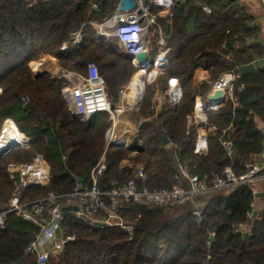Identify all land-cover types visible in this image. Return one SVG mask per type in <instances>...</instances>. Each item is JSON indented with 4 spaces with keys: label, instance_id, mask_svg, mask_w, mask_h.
<instances>
[{
    "label": "trees",
    "instance_id": "1",
    "mask_svg": "<svg viewBox=\"0 0 264 264\" xmlns=\"http://www.w3.org/2000/svg\"><path fill=\"white\" fill-rule=\"evenodd\" d=\"M212 1L204 3L214 6ZM112 8V2L104 0L101 15L95 18L102 19ZM176 11L175 8L174 16H181L182 11ZM88 12L87 4L77 8L73 0H38L32 6L28 0H0V129L11 121L18 133L29 139L0 157V211L14 187L8 165L29 162L37 153L44 156L50 167V183L29 189L25 201L42 198L49 191L71 193L78 186V178L90 185L92 169L104 153L107 169L99 177L103 190L124 183L133 175L121 169L122 161L129 159L128 149L121 145L106 149L110 116L100 113L89 122H80L73 117L61 94L65 82L48 73L33 72L32 64L46 57L57 60L64 69L84 75L90 64L97 65L109 93L117 92L143 70L140 108L143 118L154 115L150 110L156 92L150 82L152 73L157 74L154 83L164 91L172 81L178 84V105L174 108L167 105L157 118L139 128L144 151L136 160L144 164L149 187H172L182 161H188L191 172L201 177L222 173L229 166L238 175L245 172L246 163H251L261 151V137L248 120V100L242 95L236 107L225 99L220 108L206 111V128L215 126L218 131L209 133L205 154L194 152L196 130L188 129V117L197 113L209 88L206 82L194 85L193 72L196 67L205 66L216 81L228 69L221 62L228 51L220 50L225 38L231 47L232 32L228 37V25L211 18L209 30L184 39L177 53L169 52V42L168 46L157 44L158 49L150 48L149 64L139 69L133 57L123 56L113 39L98 36L94 28H83L86 38L82 44L61 50L63 44L73 40L84 21L94 19L95 15ZM209 35L211 50L207 54ZM163 51L167 62L160 66L158 58ZM242 83L243 78L235 84V92ZM112 103L115 104L114 100ZM232 121L239 125L233 136L238 148L236 155H228L220 143V132ZM163 133L172 143L180 145L179 161L176 162L168 147L162 146ZM258 180L236 190L211 192L201 216L194 210L171 216L170 211L178 206L154 209L135 204L124 206L120 216L125 221H136L133 234L119 226H82L72 220L67 233L76 239L65 245L54 264H264V208L253 218H247L253 212ZM244 220L248 221L249 232L233 233V224ZM37 232L34 225L11 216L0 229V264H36L27 260L25 248Z\"/></svg>",
    "mask_w": 264,
    "mask_h": 264
},
{
    "label": "built area",
    "instance_id": "2",
    "mask_svg": "<svg viewBox=\"0 0 264 264\" xmlns=\"http://www.w3.org/2000/svg\"><path fill=\"white\" fill-rule=\"evenodd\" d=\"M177 1L135 0L134 9L115 12L110 18L96 23L95 30L101 37L116 39L124 52L135 59L142 52L149 53L151 33L152 29L156 31L158 16L166 13L169 18H173ZM37 2L38 0H28V5L32 6ZM203 9L208 14L214 12V9L208 5H204ZM159 35L160 45L165 46L166 40L161 29ZM73 37L71 42L62 45V51L81 43L82 30H78ZM166 62L165 54L159 56L160 66H164ZM41 65H36L34 71H39ZM240 79L241 74L237 71L225 72L213 83V91H222L224 98L232 97L235 84ZM174 86H176L175 82L172 87ZM128 91H132V82L120 90L121 98H124ZM63 94L70 103L73 113L82 121H90L99 113H107L112 124L106 132V149L116 144L120 116L124 109L131 107V104L124 101L122 106L118 107L112 103L106 81L97 65L90 64L86 75H74L70 85L63 88ZM23 100L27 101L28 98ZM198 115L200 119H205L203 107L199 109ZM26 141V137L19 135L13 125H7L0 132V155L7 150L3 155L8 154L14 148L15 142ZM199 145H204L203 139H200ZM222 146L228 155L234 154L235 146L231 140H223ZM247 168V172L242 175L236 174L232 168L227 167L222 173L201 177L191 172L188 161H182L178 164V173L173 178L172 187L151 188L146 184L145 167L139 165L128 181L114 184L109 190H103L99 185V177L107 169L104 153L92 169L90 185L76 186L67 194L49 191L42 198L25 201L24 196L29 189L46 187L51 179L44 156L36 154L29 162L10 165L14 187L11 197L0 211V229L6 226L11 216L37 227L38 232L26 246L25 255L28 261L32 260L36 264H51V261L61 254L65 245L76 239L75 235L68 234L64 230L67 213H70L75 223L82 226L104 223L106 226H119L133 234L134 223L125 221L120 216V209L124 206L135 204L150 209L173 208L193 203L197 198L216 190L236 189L264 178L262 167L247 165ZM254 194L257 192L254 191ZM64 207H70V210L64 211ZM74 207L78 209L75 210ZM203 209V206H196L194 213L201 216ZM253 217V212L247 215L248 219ZM247 226V220L239 221L233 224L232 231L235 234H246Z\"/></svg>",
    "mask_w": 264,
    "mask_h": 264
},
{
    "label": "crops",
    "instance_id": "3",
    "mask_svg": "<svg viewBox=\"0 0 264 264\" xmlns=\"http://www.w3.org/2000/svg\"><path fill=\"white\" fill-rule=\"evenodd\" d=\"M73 1H75L77 8H82L83 5L87 4V7H89L88 15H95L94 19L89 18L87 21H84V23L81 25L80 30H82V41L80 44H82L86 38L83 36V28L95 29L96 23L102 22L110 18L115 12L124 11L120 9L121 0H110V2H112L113 4V8L106 14L105 17L103 18L101 17L102 19H96L95 17L101 15L100 11L101 8L104 6V0H88V1L73 0ZM179 1L180 3L176 4V9L179 12L182 11L181 16L179 14V16L177 17L173 16V18H169L168 14L166 13L160 14L157 19L158 22V26L156 27L157 31L154 32V33L157 32V34H159V31L161 29L166 40L165 46H168V42L170 43V47L168 46V50L171 54L177 53L181 49V45L184 39H192L196 37L197 34L209 30V27H211L210 26L211 24H209L211 18L213 19L218 18L220 24H227L228 25L227 28H230L227 29L226 31L228 37L232 32L231 47L229 48L228 46L229 40L226 38L222 41L220 45V50L224 52L228 51L221 58V62L225 63L228 69L223 70L219 74V77L225 72H230V71L238 72V67L243 65H247L250 63H254L256 65L257 68L256 73L250 75H241V79L243 78V83L239 88V91L235 92L234 90L233 96L232 97L227 96L225 97V99L231 100L234 107H236L239 104V97L241 95L245 98V100H248L247 103V105L249 106L248 120L251 122L254 129L260 132L261 151L253 156V161L251 163H246V165L244 166L246 171L245 172L242 171L241 173L244 174L247 172L248 170L247 165H252L253 167H262V169L264 170V0H213L212 3H214L213 4L214 6L204 3L205 0H179ZM204 5H208L211 8H213L214 12L212 14L206 13L203 9ZM111 39L115 41L116 45L119 47L120 52L123 54V56L130 57L124 52L122 46L119 44V42L116 39L114 38ZM210 39L211 36L209 35L208 39L206 40L207 46L205 48L207 54L210 53L211 50ZM162 54H165L166 56V53L164 51L162 52ZM133 62L139 68L135 59H133ZM35 64L36 65L42 64L39 70L41 71V73H48L52 76H56L57 78L63 80L65 82V86L63 88L70 85L71 79L72 77H74V75L76 74L84 75L78 72H74L62 68L58 64L57 60L49 57L43 58L40 61L33 63L32 65L34 66V68L36 66ZM141 71H139L138 73H140ZM192 77L194 80V85L196 86L204 82H206V84L207 83L209 84V88L206 92V97L200 102L197 113L194 116L188 117V129L190 128L195 129L197 134L194 152L198 155H203L206 153V146H207L209 133L210 132L216 133L218 131V129L215 126L211 127L209 130L206 128L207 127L206 111L208 110V108L212 110L215 108H220L224 103H221L216 106L210 104L208 97L214 92L213 83L215 80H212V74L206 69L205 66L196 67ZM135 79L136 77H134L129 83L122 86L117 92L110 91L109 93L108 91L109 97L111 98V100H114L115 104L118 105V107L119 106L121 107L124 101H128L131 104V107L124 109L122 113L120 122L118 124V128H120V126L122 125V132H119L117 128L118 141L116 142V144L113 145V146L115 145L124 146L126 149L130 151V154H132V156L131 155L129 156V159L126 158L121 163V169H123L127 173L129 171L133 173L136 170L137 166L144 165L143 163H139V162L137 163L136 160L137 156L140 153H142L144 150L142 152H138L133 149L134 139L137 136L140 137V135L138 134L139 128L143 124L150 122L151 119L157 118L167 105H171V107L173 108L177 106L171 101L169 97V92L172 89L173 83L175 82L172 81L170 83L169 88L166 91L159 88L154 93L150 106V110L154 114L153 117L150 118L141 117L140 115L141 100L139 104H133L131 102L132 91H128L124 98H121L120 96V90L125 86L129 85ZM175 84L176 87L178 88V99H179L180 89L176 82ZM63 88L61 90V94L64 97ZM66 102L69 106V110L72 113L73 117L78 119L80 122H84L80 118L76 117V115L71 110V107L67 100ZM201 107L204 108V115H205L204 120L200 119L198 115L199 109ZM102 114L108 115L107 113H102ZM9 124L13 125L14 128L16 129L15 125L11 121H6L3 127L0 129V132ZM238 126H239L238 124L232 121L231 123L228 124L227 127L222 129V131L220 132V136H221L220 143L222 144V141L225 139L234 142L233 136L235 135ZM19 135L25 136L23 134H19ZM26 139H27L26 142L23 143L18 142V145L26 144L27 142H29V139L27 137ZM200 139L204 140L203 146L199 145ZM141 144L144 148V144L142 140H141ZM162 146L168 147L171 155L176 160V162L179 161V153H178L180 149L179 144L176 143L174 144L169 139V144L164 145L162 142ZM237 152H238V148L235 147V152H234L235 155ZM11 164L12 163L8 165V171L10 172V175H11V169H10ZM49 171H50V167H49ZM77 181H78L77 184L78 186H82V187L88 186L87 184H84L83 179L81 178H78ZM255 187L257 194L255 201L253 203V213L254 211H257L259 214V212L264 208V195L263 196L261 195L264 194V181L258 180L255 183ZM231 190H236V189H228L227 191H231ZM258 194H260V196H258ZM210 196L211 195L208 194L197 198L193 202V208H195L196 206L205 207L208 204V198ZM248 231H249V225L247 226V233Z\"/></svg>",
    "mask_w": 264,
    "mask_h": 264
},
{
    "label": "water",
    "instance_id": "4",
    "mask_svg": "<svg viewBox=\"0 0 264 264\" xmlns=\"http://www.w3.org/2000/svg\"><path fill=\"white\" fill-rule=\"evenodd\" d=\"M135 7H136L135 0H121V2H120V9H122V10H132ZM139 13H141V10H139ZM141 21H142V19H141ZM135 59H136V63L138 64L139 68L144 69L149 64V53L146 51L142 52L139 55H137ZM256 71H257V68H256V65L254 63H250L247 65H243V66L238 67V72L241 75L254 74V73H256ZM141 95H142L141 89H133L132 95H131V102L133 104H139L140 100H141ZM169 97L175 105H178V88L176 86L172 87V89L170 90ZM208 100H209L211 105L216 106V105L223 103L225 98L223 97L222 91H214L213 94L209 95ZM162 142L164 145L169 144V139L167 138V136L165 134H162ZM17 145H18V142H15L13 147H15ZM133 149L138 151V152H142L144 150L139 136H137L134 139ZM7 151H5V152H7ZM3 154H1L0 157ZM79 181H80V179H79ZM261 195L263 196L264 194H261ZM258 196H260V194H258ZM74 209L77 210L78 208L74 207ZM63 210L68 211V210H70V207H64ZM257 214H258V212L254 211L253 215L256 216ZM97 225L101 226V227L106 226L104 223H98ZM212 240H214V238H212Z\"/></svg>",
    "mask_w": 264,
    "mask_h": 264
},
{
    "label": "rangeland",
    "instance_id": "5",
    "mask_svg": "<svg viewBox=\"0 0 264 264\" xmlns=\"http://www.w3.org/2000/svg\"><path fill=\"white\" fill-rule=\"evenodd\" d=\"M164 29V28H163ZM156 31H157V29H156ZM152 37H151V41H150V48L152 47H157V49L159 48L158 47V45L157 44H160L159 43V39H160V36H158L159 34H157V32L156 33H154V31H153V29H152ZM161 46H164V45H161ZM36 65V64H35ZM32 70H33V72L34 73H39V72H41V71H34V66L32 65ZM139 74L140 73H138V75L136 76V78L137 77H139ZM151 79H150V82H152V88L154 87V88H156V90L157 89H159L160 88V86L159 85H157L156 86V83H154L155 82V80H156V78H157V74L156 73H152L151 74V77H150ZM65 97V96H64ZM68 101V100H67ZM69 103V102H68ZM69 105H70V103H69ZM123 113V112H122ZM121 116H122V114H121ZM121 116H120V118H121ZM84 122H86V121H84ZM108 131V130H107ZM106 131V132H107ZM118 131L119 132H122V125L120 126V128H118ZM105 138H106V133H105ZM106 146H107V141H106ZM37 154H41V153H37ZM131 156H132V154H130ZM129 155V156H130ZM144 166V165H143ZM190 210H194V208H193V203H187V204H185V205H181V206H178L177 208H175V209H173V210H171L170 211V215L171 216H175V217H177V216H179L180 214H184L185 212H187V211H190ZM73 219H72V217H71V215H66V218H65V222H64V230H65V232L67 233L68 232V229H69V227H68V223L70 222V221H72ZM129 222H133V223H135L136 221H129ZM124 231H126V232H128L126 229H123ZM249 232V231H248ZM129 233V232H128ZM212 238H214V237H212ZM75 241V240H74ZM210 243H208V245H209ZM58 255L52 260V262H51V264H54V263H56V262H58Z\"/></svg>",
    "mask_w": 264,
    "mask_h": 264
},
{
    "label": "bare ground",
    "instance_id": "6",
    "mask_svg": "<svg viewBox=\"0 0 264 264\" xmlns=\"http://www.w3.org/2000/svg\"><path fill=\"white\" fill-rule=\"evenodd\" d=\"M143 78H144V72L142 70L139 74V77H137L134 81H132V90L133 89H141V83H142ZM12 131H14V130L12 129Z\"/></svg>",
    "mask_w": 264,
    "mask_h": 264
}]
</instances>
